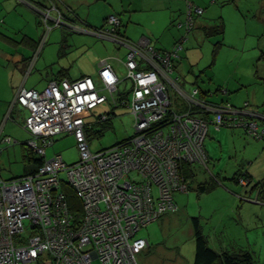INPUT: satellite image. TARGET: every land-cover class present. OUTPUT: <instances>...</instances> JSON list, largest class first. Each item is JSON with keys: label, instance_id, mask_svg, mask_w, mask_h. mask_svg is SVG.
<instances>
[{"label": "built area", "instance_id": "built-area-1", "mask_svg": "<svg viewBox=\"0 0 264 264\" xmlns=\"http://www.w3.org/2000/svg\"><path fill=\"white\" fill-rule=\"evenodd\" d=\"M191 11L203 9L189 8V26ZM56 20L60 23V18ZM120 23L117 15H108L101 29L81 31L126 46L123 75L104 59L95 77L64 78L40 91L24 87L16 91L14 103L28 112L23 127L31 138L25 145L45 157L52 136L67 133L75 138L79 159L67 164L61 154H55L44 158L34 173L0 178V264H92L95 258L102 264H139L137 255L148 241L137 231L178 210L172 194L188 189L179 165L183 161L206 164L204 140L210 124L240 127L264 140V127L258 121L264 115L250 109L248 102L211 104L198 88L186 92L178 85L172 62L181 43L163 53L149 46L146 38L128 43L115 34ZM116 95L130 111L134 133L92 152L86 138L91 124L84 114H91L109 96L117 103ZM3 141L11 143V138ZM62 171L67 180L60 178ZM133 171L137 179L130 177ZM65 189L81 202L78 219L69 208Z\"/></svg>", "mask_w": 264, "mask_h": 264}, {"label": "rangeland", "instance_id": "rangeland-1", "mask_svg": "<svg viewBox=\"0 0 264 264\" xmlns=\"http://www.w3.org/2000/svg\"><path fill=\"white\" fill-rule=\"evenodd\" d=\"M52 1L59 5L58 0ZM64 1L72 9L62 8L63 16L58 21L60 24L56 22V11H51L50 16L45 11L36 14L24 9V3L15 11L0 14V105L9 96L14 67L19 74H14L13 83L19 81L20 84L24 81L26 88L40 91L47 85L49 78L57 75L63 67L68 68L70 74H77L94 67L99 58L117 51L118 46L113 42L75 29L85 25L88 14L91 19L100 21L104 1L101 3L102 7L93 4L90 9L78 0ZM220 1L222 0L216 2ZM230 1L225 5L218 3L214 6V23L222 18L227 28L221 44L216 43L219 36L206 38L193 29L187 35L184 50L180 52L183 58L178 61L173 75L180 78L178 82L184 91L198 88L199 94L209 101L220 105L229 102L235 106H243L247 100L252 102L253 96L257 101L256 107L264 110V31H260L259 43L249 39L257 18L253 9H256L257 14L264 0ZM185 3L188 5L187 1ZM248 3H251L250 8L246 6ZM109 4L107 1L104 6L109 7ZM116 4L115 2L114 6ZM96 21L88 22L87 25L99 26ZM242 23L247 24V36L246 30L242 32ZM257 25L260 30L261 24L257 22ZM192 43L194 46H188ZM2 47L23 55L24 63L20 66L15 63L12 65L10 59H6L7 52ZM122 48L124 47L119 48L120 57H123ZM10 103L6 110L0 109V178L4 180L24 175L26 165L23 151L29 148L25 142L31 138V134L23 127L28 113L26 108L19 104L13 106V99ZM110 111H113L114 116L106 123L103 133L87 137L92 152L111 147L134 133L133 119L128 107H114L110 96L107 101L95 107L91 114H84L85 120L93 129H101L102 124L95 121L99 115ZM213 127L210 126L204 140V149L209 156L207 165L193 164L196 174L188 182V190L175 191L172 194L180 209L168 212L136 233L149 242L150 251L145 256L147 264H192L195 243L191 230L194 217L199 218L201 231L207 239L215 234L221 235L223 227L228 229V233L234 232V215L226 210L228 200H232L236 193L232 186L235 184L233 177L241 171L242 166L246 167L241 159L251 155L248 154L249 148L244 145L252 138L247 137L240 129L223 126L217 130ZM5 137H10L11 143H5ZM52 138L54 142L46 148V159L55 154H61L67 164L79 159L78 146L73 135L61 133L53 135ZM34 155L40 157L35 152ZM130 177L137 179L138 175L133 171ZM60 178L67 180L65 171L60 172ZM201 184L206 185L207 189H200ZM153 192L156 194L155 189ZM219 222L222 223V228L218 227ZM216 229L221 231L216 232ZM257 241L259 246L263 245L261 233ZM40 260L42 256L39 257ZM19 264L38 262L27 261ZM92 264L102 263L95 258Z\"/></svg>", "mask_w": 264, "mask_h": 264}, {"label": "crops", "instance_id": "crops-1", "mask_svg": "<svg viewBox=\"0 0 264 264\" xmlns=\"http://www.w3.org/2000/svg\"><path fill=\"white\" fill-rule=\"evenodd\" d=\"M103 1L104 4H102L103 5L102 7L101 3H103ZM107 1L110 2L109 7L104 6ZM185 1L186 0H156V1L155 0H91V1L78 0L79 3H83L87 5L89 9L91 8V6H93V4L95 6L99 5L98 7H102L103 16L100 21H96L91 19L90 15L88 14L86 16L85 25L83 24L82 26H79L80 27L79 29L77 28L75 29L81 33H89V32H82L81 30L84 29L94 30V27L102 26L104 24L105 18L108 15L113 14L114 12L119 16L121 20L118 29L123 34L124 36L123 38H125L126 41L130 40L132 42H138L141 38L147 37L149 38L151 45L156 48L157 52L163 53L164 51L169 50L171 47H173L174 43L184 36V28L181 25V23L184 22L187 13V5ZM193 1L197 5L204 8L202 15L196 18V22L193 28L196 29V31H199L203 36L204 34L202 32V27L214 23L215 20L214 6H216V4L218 3H222V5H225L231 2L230 0H222L220 2H216L217 0H193ZM58 2L59 5H56L52 0H0V14L15 11L19 8V5H21V3H24L22 4V7L32 13L42 14L43 11L47 13H51V11L52 12L56 11L58 13L56 15L58 19L63 16L62 8H65L67 10L72 9L70 4L66 3L64 0H58ZM115 2L117 3L116 6H114ZM207 6L209 7L207 8ZM246 6L250 8L251 3H248ZM253 12H254V16H257L256 18L257 22L261 24V29L259 30L255 19L254 21L255 25H253L254 31L253 33L250 34L249 39L253 42H258V40L261 39L260 31L261 32L264 31L263 29L264 3H261L260 10L257 13L258 15L256 14L257 12L256 9H253ZM92 20L96 21L95 23H98L99 26L94 25V27H92L90 25H87L88 22H93ZM220 20H222L224 23V33L222 37L219 36V39L222 40L226 34L225 32L227 31V28L224 20L222 18ZM241 27H242V32L246 30L245 34L247 36V24L242 23ZM192 32L193 30L190 33ZM187 35L190 34L188 33ZM185 40H183V46ZM246 41L247 39L245 40V42ZM188 46H194V45L192 43ZM120 47H124L121 49L123 51V57H120V49H119ZM120 47L117 48V51L108 53L106 56L99 58L98 61L94 63L95 64L94 67L90 68L89 70L81 71L80 73L77 74H70L67 68L68 71L66 72L65 75H63V78L78 79L84 75H90L95 77L96 72L100 66V63L104 59L109 60L115 72H117L119 75H123L124 67L122 63L125 59L127 48L124 45ZM183 50L184 47L182 51ZM5 52H7L5 55L7 58L6 57L5 58L10 59V63L12 65L16 64L20 66L21 64L24 63L23 62L24 56L21 55L20 53L17 54L15 50L6 48ZM178 64H179L178 61L174 62V66L172 70V76L175 78H177L178 76H174L173 74ZM62 69H66V68L63 67ZM15 73L17 75L19 74V71L17 70L16 67L13 68V72L11 73V78H10L11 87L9 89V96L6 97L2 101V104L0 105V109H2L3 111L6 110L8 106H10L11 104L10 102L12 99L14 103L16 91L18 90V88L20 87L26 88L23 83L24 81L20 82V84L19 81H15L13 83V77ZM55 76L56 75L49 78L48 83L54 81ZM179 79L180 78L178 77L177 81H179ZM178 85L181 87V84L179 82ZM123 86H124V82L119 84L120 89ZM27 89H33V88H27ZM251 98H252V102H250L249 100L245 101L249 103V108L257 110L260 114L264 115V110H260L258 106L256 107L255 102L257 103V101L255 100V98L253 96H251ZM205 99L209 101L206 97ZM258 121L260 128L264 127V120L258 119ZM210 126L211 124L209 125L208 130L210 129ZM218 129L219 128H217V130ZM235 129H240V131L244 132V134H246L247 137L253 139V137L250 136L243 128L236 127ZM252 139L247 140L244 145L245 148H249L248 154L251 155L246 156V158L242 157L241 159L242 161H244V163H246L245 168L243 166L241 167V172L243 174L246 173V175L242 174L241 176H239L235 181V184L232 185L234 187L233 190H235L234 192L236 193L235 194L233 193L234 195L232 194L233 195L232 200H228L229 204L226 210L227 213L229 212L232 215H234L233 216L234 232L232 233L231 231H229L228 233V229L226 227H223V231L221 232V235L217 236V234H215V236L212 237L211 239L208 238V244L210 247H212L217 251H223L227 249L228 250L246 249L252 251L256 256V264H264V140L263 139L252 140ZM206 154L208 156L207 152ZM241 178L245 179L246 183L244 184L240 183L239 180ZM179 209L180 208L178 205V210ZM219 223H218V227H221L220 225L222 223L221 222ZM216 230H217L216 232L221 231V230L219 231L218 229ZM259 233H261V237L263 238V245L260 246L257 243ZM191 236L193 237V229L191 230ZM149 251H150V245L148 242V247L144 249L142 252H140L137 256V261L139 264H147L145 256H147Z\"/></svg>", "mask_w": 264, "mask_h": 264}, {"label": "trees", "instance_id": "trees-1", "mask_svg": "<svg viewBox=\"0 0 264 264\" xmlns=\"http://www.w3.org/2000/svg\"><path fill=\"white\" fill-rule=\"evenodd\" d=\"M186 1L188 3V5H187V13H186L184 22L181 23V25L184 28V36L181 37L182 39L180 38L179 40H177L174 43V45H173V46H175L177 43H181V50L183 49V40L188 38L187 34L190 33L193 30L195 22H196V18L198 16H200L203 13V11H204V8H202L201 6L197 5L193 0H186ZM189 5H191L192 8L197 6V7H200V8L203 9V11L201 13H196V12L191 11L192 18H191L190 21L192 22V24L190 26L187 23L188 18H189L188 11H189V8L191 7ZM111 15H115V14H111ZM106 18H105V21H106ZM105 21H104V24L102 26L94 27V29L95 30L96 29H101L105 25ZM202 32H203V34H204V36L206 38H210L212 36H220V37H222V35L224 33V23H223L222 20H219V21H217L215 23L209 24L208 26L202 27ZM115 34L116 35L118 34L119 36L124 37L123 34L119 31V29H117ZM146 39H148V41H149V38L146 37ZM127 42L128 43H136V42H132L130 40L129 41L127 40ZM216 43L217 44H221V39L217 40ZM149 46H151L155 51H157L156 48L151 45L150 41H149ZM181 50L179 51L178 58L173 59V62H172L173 66H174V62L180 60V57H181L180 52H181ZM67 71H68L67 69H61L57 73V75L55 76V80L57 81V80H60V79H64L63 75H65ZM66 79H69V78H66ZM119 94L121 95L122 92H120ZM117 96L118 95H116V97H115V98H117V100H116L117 103L116 102H115L116 104L113 103L114 107H117L119 105L123 106L120 103L121 98H118ZM201 96H202V94H201ZM209 102L211 104H216V105L219 104V103H215V102H211V101H209ZM16 104H18V103H13V106L16 105ZM195 108H198V107L197 106H193L192 107V109H195ZM104 114L106 115V119L105 120H101L100 119L101 115H99L97 117V120L95 121V122H97V124H102L103 128H101V129H93V127L90 126L89 128L86 129V138L87 137L89 138L92 135H101L103 133L104 129H106V123H109L108 121H110L112 116H114L113 111H110V112H107V113H104ZM126 139L127 138L117 142L116 144L121 143V142L125 141ZM116 144H114V145H116ZM26 150L23 151L24 162H25V165H26L25 166V168H26L25 169V173H24V175L19 176V177H23V176H25L27 174L34 173L39 168V166H41L43 164V162L45 160L44 159L45 157H43L41 155H40V157H36L34 155L33 150H31L29 148H27ZM207 161H208V156H207ZM193 164H198V163H189V162H184L183 161L179 165V169H178L179 175L187 183V187H188V182L191 179H193V177L196 174L195 170L192 168ZM199 165H201V164H199ZM205 165H207V162H206ZM242 174L243 173L241 171L237 172L234 175L233 179L236 181L237 178L239 176H241ZM243 175H246V173H244ZM200 189L206 190L207 187H206V185H204V184L202 185L201 184L200 185ZM65 191H66V196H67L69 208L74 213L76 219H78L80 217V215H81V211H80L81 202L74 195V193L70 192V190L68 191L67 189H65ZM192 222H193V237H194V243H195L194 259H193L192 264H256V256H255V254L252 251H249V250H246V249H237V250H228L227 249V250H223V251H217V250L213 249L212 247L209 246L207 237L201 231V225H200L199 218H197V217L192 218Z\"/></svg>", "mask_w": 264, "mask_h": 264}]
</instances>
